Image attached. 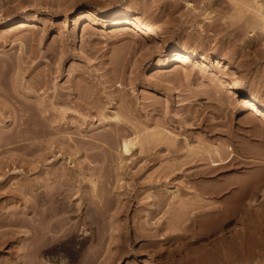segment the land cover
<instances>
[{"label": "rangeland", "instance_id": "rangeland-1", "mask_svg": "<svg viewBox=\"0 0 264 264\" xmlns=\"http://www.w3.org/2000/svg\"><path fill=\"white\" fill-rule=\"evenodd\" d=\"M83 10L102 15L90 19L82 16ZM119 10L129 11L161 37L116 30L124 21L106 15ZM263 16L264 0H0V182L6 179L0 185V216L8 215L3 220L14 224H1L0 230L16 235L12 240L10 231L0 234L5 243L0 264H40L41 257L45 264H264V196L259 195L264 187V118L237 99L248 94L264 107ZM19 20L27 25L18 30L13 26ZM172 45L193 51L194 57L186 63L165 56ZM168 58L167 66L159 65ZM233 80L243 86L227 88ZM57 90L62 100L53 101ZM86 94V106L75 103ZM113 112L135 125L139 143L147 118L167 119L168 134L175 138L188 135L186 158L194 159L185 172L192 187L181 192L179 182L185 178L178 172L172 184L153 187L152 180H145L147 173L157 176L159 168L182 154L163 156L141 177L137 147L118 163V153L107 150L115 135L108 121ZM21 117L34 118L35 155L29 149V128L20 133L21 146L7 142L18 133ZM184 117L191 123L186 130L180 123ZM126 134L134 136L131 129ZM220 149L226 154L212 165ZM46 176L51 184L60 182L63 193H71L63 199V208H69L63 215L80 225L75 233H62L65 240L61 236L36 261L30 248L25 255L19 249L30 229V213H22L29 197L23 183ZM125 188L139 196V204L132 201L126 215L118 213L116 198ZM167 188L175 197L166 198L171 203L151 215V193ZM96 191L99 207L85 210ZM119 196L126 201L125 193ZM199 198L203 213L197 214ZM67 202L82 203L87 212L76 215ZM213 202L225 212L215 216ZM186 203L195 215L192 228L166 234ZM149 223L159 228L157 236L137 231ZM14 245L21 254L10 248ZM88 245L97 255L90 256Z\"/></svg>", "mask_w": 264, "mask_h": 264}, {"label": "bare ground", "instance_id": "bare-ground-1", "mask_svg": "<svg viewBox=\"0 0 264 264\" xmlns=\"http://www.w3.org/2000/svg\"><path fill=\"white\" fill-rule=\"evenodd\" d=\"M186 4L188 5L190 3L186 2ZM86 11L83 10L81 12V13H84L82 16L90 18V19L91 18H96L99 15H102V14H99L98 12H90L91 10H86ZM106 16L111 18V19L112 18L115 19V18H119L120 17L124 21V24H122V26H118V28H116V30H119V31H125V30L141 31L145 38H148V37H151V36H153L155 38L161 37V33H158V32L157 33L156 32L153 33L152 31H150L149 28L147 27L146 23H144L141 20H138V18L134 17L133 14H131L127 10H125V11H123V10L113 11V12H110ZM37 22L40 23V21H37ZM15 23H16V25L13 26V28L18 29V30L19 29H23V27H25L27 25L25 20L24 21L23 20H19V21L15 22ZM164 55L168 56V57H171L173 59H176V61L186 62V63H188V61L191 60L192 57H194L193 51L185 49V48L178 47L176 45H172L168 49H166ZM169 60H170V58L161 59L160 62H158V63H159L160 66H167L169 64V62H170ZM243 83L241 81H239V80H233V81L227 82V84L225 86L227 88H238V89H240L243 86ZM76 89H77L76 87L72 88V91H73L74 94L76 92ZM237 96H238L237 97L238 101L244 107H246L249 110L250 113L255 114L256 116H258L260 118H264V107H262L258 103V101L255 98H253V96H250L248 94H238ZM62 97H63L62 92L60 90H57L54 93L53 101H60V100H62ZM89 98H90V95H87V94L84 95V96H81V97L77 96V98H76L77 101H75V103L82 104V105L88 104L89 103V100H88ZM39 103L40 102H38L37 105ZM187 116L189 117V115H187ZM108 119H109L108 121L111 122L110 127L114 130V134L115 135L113 136V139L111 138L112 141L110 143L107 141L108 149L107 148L106 149L108 150V152H110V154H111L112 151L113 152L115 151V152L118 153L116 155L118 163L122 162L123 157H125L127 155H131L132 149L137 147L138 152L140 154L139 158H140V160H142V163L139 166V173H140V171L142 173H141V175L140 174L138 175L139 177H141L143 175V173H145L150 168L151 165H153L159 159L163 158V156L168 157L169 159L171 157H172V159H175L176 157H178L179 155L182 154V155H184L182 159L175 160L174 162H170L168 164L163 165L161 168H159L157 170V173H158L157 176H153L152 174L147 173V175H145V180L147 182L149 180H152L151 186H153V187H157L158 185L162 184L163 182H165V184H172V182L175 180V178L178 176V173H179L180 176L182 175L185 178V180H181L179 182V184L181 186V192H186V190L184 188L192 187L191 183L189 185H187V183L189 181V178H188L189 173L185 172L186 169L188 168V163H190L191 160L194 159V158H186L188 156V150H187V147H188V135L186 136V134H184V135L181 134V136L175 138L174 135L168 134L171 129H170V127L168 129V127H167V125L170 124V122H168L167 119H164V118H162V119L161 118H159V119H157V118H147L146 120H143V122H142V125L145 126L144 127V135H142L143 136V138H142L143 141L139 143L138 135L136 133V129H135V125L134 124L128 123V120L122 118L117 112L116 113L113 112V114ZM187 119H189V118L184 117V119L180 120L181 125L184 126L183 130H186V126H188V125L190 126V124H191V123L188 124L186 122ZM32 120L34 121V118H29L28 117V120L26 118H23V117L19 118L18 125L20 127H19V130L17 131L18 133L16 135H14L13 137H11V140H7V142L8 143H10V142L11 143H15L16 145L20 144V146H21V143H17L18 141L21 142L24 139V138L23 139L20 138V136H21L20 133L24 132L26 129L29 128L30 138H31V139L28 140L29 143H30V148L29 149H30V152H32L33 155H35L34 152H35V148L37 147L36 141H35V139H36L35 138L36 137V134H35L36 128H35V122H33ZM173 120H175V119H173ZM28 123H29V126L27 127ZM23 124H25L24 127L22 126ZM145 128H147V130H145ZM129 129L132 130V133L134 134V136H132V137L125 136V135H127L126 133L129 132ZM157 146H159V147L156 148ZM162 148L165 150V154L162 153ZM216 153H217L218 157L215 158L214 160H212V165L219 164L220 162L216 161V160L221 158V156L223 154H226V153H224L222 151V149L217 150ZM23 177H25V176H23ZM25 179H27V182H25L23 184H25V187L27 188V192L29 193V197L26 199V203L28 204L27 208H25L24 211L22 210L23 211L22 213H25L27 215L30 213L29 217L27 218V224L29 223L30 229L28 231L25 230V234H27L26 232H28V234L27 235L24 234V236H22V238H20V239H23L24 243H23L22 240H20V241H22L23 245H22V247H19V249L21 248L22 249L21 252H23V255H25L27 253V250L30 248L31 252H29V254L32 253L31 255L34 257V258L33 257L32 258L34 260H36V259L40 258L39 255L43 251L52 249L54 247L53 246L54 242L58 241L59 238L61 236H63L62 233H65V232L75 233L77 230H79L78 229L79 228L78 225H80V223H78V222L76 223L75 221L73 222L72 220L70 221L71 222L70 223L69 220L71 219V217H68V216L66 217L67 214L63 215L64 214L63 210L68 208V207H66L67 205L66 206L64 205V208H63V206H62L63 203H64L63 199L69 198L71 193L70 194L69 193H67V194L63 193V189L61 188V183L60 182L55 184V185L51 184V182L48 181L49 180L48 176H46L44 179H41L40 177H30V178H25ZM4 181L0 182V185L1 184L4 185L3 184V183H5ZM136 182H137V180H136ZM93 184L96 185L97 183H93ZM25 187L23 186V188H25ZM172 192L173 191H170L167 188L165 190H157L156 192L154 191V192L151 193L153 198L151 199L150 204L149 205L147 204L150 207V211L149 212L151 213V215H153L154 213L156 214V212H158L160 210L161 206L162 205L164 206L168 202V201L166 202V198L175 197L174 196L175 194L172 193ZM259 192H260L259 195L264 196V187L261 188L259 190ZM13 193H14V191H13ZM124 193H125V196L127 195V197H126V201H123V203H122L121 199L123 197L121 198L119 195H123ZM94 194H95V196L90 198L87 201L86 205L83 207L85 210H88V209L90 210L91 208L95 209L99 205L98 204L99 195H97V191ZM123 194H122V190H120L117 193V195H118L116 197L117 198V202L120 204V206H119L120 209L118 208L119 210L117 209V211H118V213L123 212L126 215L127 212H124V211H127L128 209L131 208L130 204H131L132 201L135 200V201L138 202L139 201L138 200L139 196H138V193L132 192V191H128L127 188H125V190L123 189ZM196 196H199V195H196ZM200 196H202V195H200ZM244 196H242L241 199L244 198ZM199 199H200L199 203L197 202L198 201L197 200L196 201L197 203L195 204V206L198 204L197 205L198 206L197 207L198 210L196 209L198 211L197 214L198 213H203L202 212L203 209H199V208H201L203 206V201H202V198H199ZM69 200H70V202H72V199H69ZM170 201H172V200H169L168 205H169V203H171ZM201 201H202V204L200 203ZM70 202H67V203L70 204V205L69 204L68 205L70 206L71 211H74V212L76 211L75 213H78L76 215L84 214V212H83L84 209L82 208V203L81 204L80 203H74L73 204V203H70ZM216 202H218V201H216ZM221 202H223V201H221ZM239 202L240 201L238 199V203L237 204H234V205L232 204V206H234V208L232 206L231 207L233 209H236L237 206L239 205ZM137 204H139V202ZM214 204H215V202H213V207L215 209H213L212 213L214 214V212H215V216H216L217 215L216 211L219 214L225 208H223V209L221 208V211H220L219 208H216L217 205L215 206ZM219 205H220V202H219ZM136 206H135V208H136ZM180 207H181V208H179L180 212H178L177 215L175 214L177 217L174 218V220L177 218L176 219L177 224H175V226H172L174 228H170L171 227L170 226L167 229L166 234L169 233V232H172L175 229H177V230H179V229L189 230V229L192 228L191 217L195 216V215L191 216L192 211H190V207L192 208V206H190V204L186 203L185 205L182 204ZM213 207H211V208H213ZM219 207H221V206H219ZM68 209H67V211H69ZM94 209H91V210H94ZM136 209H133V210L135 211ZM228 209H231V208H228ZM228 209L226 208V210H228ZM86 212L87 211H85V213ZM226 212H228V211H226ZM92 213H95V211L92 212ZM228 213H230V212H228ZM233 213H235V211ZM233 213H230V215H232ZM71 214H73V213H71ZM76 215H74V216H76ZM96 215L99 216V214H96ZM87 216L90 218L89 215H87ZM5 217H8V215L7 216H4V215L0 216V225L1 224H7V225L13 224L11 222L12 220L10 218L7 219V220H3V219H5ZM80 218H82V217H80ZM217 218L219 219V217H217ZM222 218H224V217H222ZM74 220H77V219H74ZM93 220H95V219H93ZM192 220H193V218H192ZM13 222H15V221H13ZM85 222H84V224H85ZM15 224L17 225L18 223H15ZM66 224H68V225L65 226ZM82 224H83V222H82ZM149 224L151 226L147 227V226L143 225L142 227H140V225H139L138 226L139 228H136V229H137L138 232L142 231L143 234L145 233V235H149V236H153V237H154V235L157 236V233H159L158 232L159 228L157 226L152 225L153 223H149ZM83 226H85V225H83ZM80 228H82V227L80 226ZM117 228L120 229L119 227H117ZM127 229L128 228L126 227V232L128 231ZM86 231H84V233ZM6 232H9L10 233L9 236L12 237V235H11L12 231L11 230H8V231L0 230V234L1 233L5 234ZM13 233H15V232L13 231ZM136 234H138V233H136ZM90 235H88V236H90ZM14 236H16V235H14ZM14 236L11 238L12 240H14L13 239V238H15ZM19 236L20 235H18V237ZM64 236H65V234H64ZM64 236H63V239H64ZM67 236H69V235H66V237ZM71 236H73V235H71ZM2 237L4 238L3 235L1 236V238ZM7 237H8V234H7ZM2 240H0V241H2ZM7 240H10V239H7ZM61 240L62 239L60 238V241ZM114 241H115V243L118 242V241L116 242V240H114ZM3 242L4 241L0 242V245H1V243H2V245L5 244ZM5 242H7V241H5ZM84 244H86V242ZM88 244H91V243H88ZM108 244H110V243H108ZM118 245L119 244L117 243L116 247H118ZM91 246H93V245L91 244ZM0 247H2V246H0ZM90 247L88 245V248L92 249ZM10 248L11 249L15 248V245L13 247H10ZM15 249H17V251L19 250L18 248H15ZM82 249H83V247H82ZM93 249H95V248H93ZM93 249H92V251H90V253L96 251V255H97V250L95 249L93 251ZM20 250L18 251L19 254H21ZM85 251H87V250H85ZM90 253H89V250H88L87 255L88 254L90 255ZM29 254H28V256H29ZM23 255H21L20 257L23 258L22 257ZM96 255H95V257H96ZM90 256H94L93 253ZM87 257H89V256H87ZM40 259H41L42 262L41 261L35 262L33 260V263L34 262L35 263H40L41 262V263L45 264L43 262L44 258L41 257ZM89 259L90 260H96V259H92L91 257H89ZM193 260L194 259H192V261ZM20 261H22V259ZM24 261H26V260H24ZM89 261H87V262H89ZM91 262L92 261H90L89 263H91ZM197 262H196V264H197ZM84 264H86V263L84 262Z\"/></svg>", "mask_w": 264, "mask_h": 264}]
</instances>
